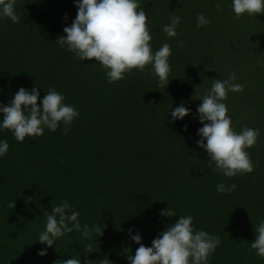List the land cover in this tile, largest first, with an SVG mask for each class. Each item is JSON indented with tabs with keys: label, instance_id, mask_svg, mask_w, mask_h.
Segmentation results:
<instances>
[{
	"label": "trees",
	"instance_id": "trees-1",
	"mask_svg": "<svg viewBox=\"0 0 264 264\" xmlns=\"http://www.w3.org/2000/svg\"><path fill=\"white\" fill-rule=\"evenodd\" d=\"M138 3L147 15L153 53L164 43L172 49L165 86L151 65L109 84L98 62L79 61L56 44L76 18V0H17L20 22L0 20V106H8L21 87L37 89L39 106L53 88L80 113L67 135L63 123L22 143L0 130V141L9 145L0 157V264H63L70 258L130 264L127 256L139 247L131 236L139 234L151 247L181 215L193 217L194 230L221 238L208 264H264L250 251L253 228L264 220V14L236 20L232 0ZM198 13L210 23L197 28ZM172 16L181 22L178 35L169 38L163 27ZM232 72L244 91L229 92L221 102L235 132L246 126L258 129L259 137L246 149L253 172L228 178L213 171L197 145L203 126L197 108L213 80ZM182 104L189 115L172 121L171 112ZM220 183L236 189L218 192ZM61 201L79 212L81 229L99 224L102 235L73 230L52 247L40 243L44 212ZM168 208L176 216L160 214ZM44 249L46 255H38Z\"/></svg>",
	"mask_w": 264,
	"mask_h": 264
},
{
	"label": "clouds",
	"instance_id": "clouds-1",
	"mask_svg": "<svg viewBox=\"0 0 264 264\" xmlns=\"http://www.w3.org/2000/svg\"><path fill=\"white\" fill-rule=\"evenodd\" d=\"M16 4L17 0H0V20L8 18L13 23L20 22ZM76 7V18L70 27L63 28L66 35L59 37L56 44L79 61L87 59L98 62L109 84L134 75L133 69L143 72L148 65L152 66V74L158 77L160 86L169 83L171 46L164 43L153 53L147 15L138 0H76ZM231 7L236 20L245 13L264 14V0H232ZM64 19H67L66 14ZM170 21L164 25L163 31L172 38L178 35L176 29L181 17L172 16ZM208 23L210 21L203 14H197V28ZM183 46L184 42L180 41L178 47ZM236 79V73L232 72L226 80H213L210 91L200 99L202 102L197 108L198 119L203 124L197 132L201 137L197 145L207 152L209 165H215L213 171L228 178L253 172L256 165L246 149L255 146L259 137L258 129L246 126L241 132H235L228 108L221 102L227 99L229 92L244 91L243 85L234 83ZM38 97L39 92L35 87L31 92L21 87L8 106H0L3 113L0 130H10L15 139L22 143L25 137L42 136L45 128L55 132L63 123V134L67 135L72 121L80 113L73 106L63 103L65 97L53 88L48 89L39 106ZM189 113L190 109L182 104L171 112L172 121L183 119ZM8 148L6 141H0V157L6 155ZM216 189L230 193L236 189V185L220 183ZM30 199L26 197L25 203H29ZM10 207H14V204ZM160 214L164 217L176 216L175 211L169 208ZM79 215L67 201L53 206L50 213L44 212L45 230L40 233L38 241L52 247L55 239L73 230L82 231L85 237H90L92 233L102 235L104 226L99 224L92 228L84 225L81 229ZM192 225L191 215L179 216L172 226L166 227L152 241L151 247L141 243L139 234L131 236L139 247L134 256H127L128 261L130 264H208L211 255L222 243L221 238L204 230H194ZM253 231L256 239L250 244V251L255 250V255L264 259V220ZM88 251L92 252L91 245ZM46 253L47 249H44L38 255ZM63 264H80V260L70 258L63 260ZM85 264H90V261L86 259ZM99 264H110V261L105 258L99 260Z\"/></svg>",
	"mask_w": 264,
	"mask_h": 264
}]
</instances>
